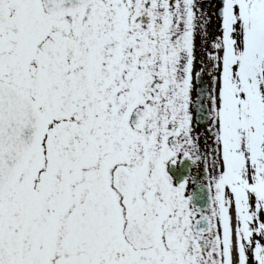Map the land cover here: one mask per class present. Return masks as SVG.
Masks as SVG:
<instances>
[{"label": "snow or ice", "instance_id": "snow-or-ice-1", "mask_svg": "<svg viewBox=\"0 0 264 264\" xmlns=\"http://www.w3.org/2000/svg\"><path fill=\"white\" fill-rule=\"evenodd\" d=\"M0 264H264V0H0Z\"/></svg>", "mask_w": 264, "mask_h": 264}, {"label": "flooded vegetation", "instance_id": "flooded-vegetation-1", "mask_svg": "<svg viewBox=\"0 0 264 264\" xmlns=\"http://www.w3.org/2000/svg\"><path fill=\"white\" fill-rule=\"evenodd\" d=\"M185 163H187V162H185ZM171 170L173 171L174 174H177V176H178V173L181 171L180 168H172Z\"/></svg>", "mask_w": 264, "mask_h": 264}]
</instances>
